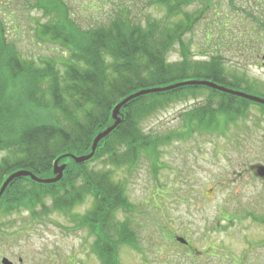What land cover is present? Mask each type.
Wrapping results in <instances>:
<instances>
[{"label":"trees","instance_id":"trees-1","mask_svg":"<svg viewBox=\"0 0 264 264\" xmlns=\"http://www.w3.org/2000/svg\"><path fill=\"white\" fill-rule=\"evenodd\" d=\"M30 1L45 18L35 23L32 33L36 40L65 48L59 63L52 58H24L19 52L18 40L24 28L18 9ZM192 1L151 0L163 8L161 18L135 21L121 9L107 24L82 27L63 0H0L5 5V11L0 7V151L5 152L0 158V187L17 170H28L40 178L52 177L53 162L59 156L89 153L95 135L113 123V106L140 89L188 80L211 81L235 91L250 89V81L224 67L222 55L192 58L183 36L211 0L202 11L183 12ZM260 26L264 28V23ZM175 44L180 58L169 61L167 56ZM189 99H201V104L183 112V126L188 132L196 126L216 129L222 125L225 129L246 116L251 106L264 114V105L205 85H185L139 96L121 107L120 123L98 142L90 160L76 163L70 157L61 158L58 162L65 164L63 175L52 184L37 183L29 177L14 179L1 195L0 208L9 211L25 202L29 207L41 204L44 215H66L75 228H84L93 236L92 249L102 264H120L118 246L127 243L133 247L136 243L135 232L126 221L116 218L119 210L130 211L126 187L122 181L112 180L110 171H98L89 165L100 160L130 172L143 154L155 169L158 147L169 137L183 138L187 131L161 137L144 133L140 124L171 104ZM47 197L50 205L46 204ZM86 197L91 200L90 207L74 213Z\"/></svg>","mask_w":264,"mask_h":264},{"label":"rangeland","instance_id":"rangeland-1","mask_svg":"<svg viewBox=\"0 0 264 264\" xmlns=\"http://www.w3.org/2000/svg\"><path fill=\"white\" fill-rule=\"evenodd\" d=\"M63 1L82 27L107 24L121 9L135 21L164 14L151 0ZM207 1L193 0L183 12L202 11ZM231 1L211 0L183 42L189 43L194 60L222 55L230 73L251 82L244 91L264 99V28L260 26L264 0ZM32 6L30 1L18 9L24 28L19 52L24 58H52L59 63L65 48L36 40L35 23L45 18ZM0 7L5 11L4 3ZM260 40L262 49L258 48ZM167 58H180L178 44ZM200 104L201 99L173 103L141 122L144 133L161 137L187 131L183 138L169 137L158 147L155 169L143 154L130 172L100 160L89 165L110 171L111 179L126 187L130 211L119 210L116 218L127 222L136 243L118 246L120 264H264V220L256 221L264 219V176L254 172L264 167V114L251 106L246 116L225 129L194 125L195 130L188 132L183 111ZM4 154L0 151V158ZM45 200L50 205V198ZM90 204L86 197L73 212L82 213ZM15 206L9 211L0 208V254L13 263L102 264L92 250L93 236L84 228H75L68 216L44 215L41 204ZM179 236L188 241L189 248L175 240Z\"/></svg>","mask_w":264,"mask_h":264},{"label":"water","instance_id":"water-1","mask_svg":"<svg viewBox=\"0 0 264 264\" xmlns=\"http://www.w3.org/2000/svg\"><path fill=\"white\" fill-rule=\"evenodd\" d=\"M185 85H205L208 86L212 89L224 92V93H229L241 98H244L246 100L255 102V103H259L264 105V99L257 97V96H253L241 91H235L233 89H230L228 87L216 84V83H212L209 81H204V80H189V81H183V82H179L176 84H172V85H168L165 87H157V88H145V89H140L126 97H124L122 100H120L118 103H116L112 110H111V118L113 120V123L106 127L104 130L98 132L95 137L92 140L91 143V147H90V152L87 154H83V155H74L72 153H65L62 156H59L53 163V174L54 176L52 177H44V178H40V177H36L34 174H32L30 171L28 170H17L13 173H11L10 175H8L6 177V179L3 181L1 187H0V198L2 193L4 192V190L6 189V187L9 185V183L11 181H13L14 179L20 178V177H29L31 180L37 182V183H41V184H52L55 183L57 181H59L63 175V170L65 168V164H58V161L61 158H66V157H70L71 159H73L76 163H83V162H87L88 160H90L96 150L97 144L98 142L103 139L104 137L108 136L112 130H114L116 128V126L120 123V116H119V112L121 107L127 103L128 101L137 98L139 96L142 95H146L149 93H156V92H163V91H167V90H171L177 87H181V86H185ZM259 175L260 176H264V167H259ZM177 241H179L180 243L186 244V240L182 237H177ZM3 264H12L11 262H9L7 259H3L2 260Z\"/></svg>","mask_w":264,"mask_h":264},{"label":"flooded vegetation","instance_id":"flooded-vegetation-1","mask_svg":"<svg viewBox=\"0 0 264 264\" xmlns=\"http://www.w3.org/2000/svg\"><path fill=\"white\" fill-rule=\"evenodd\" d=\"M255 172H256V170H255ZM186 246H188V245H186ZM4 257H5L4 255L0 254V264H3V263H2V260H3ZM6 258H7V257H6ZM10 261H11V260H10Z\"/></svg>","mask_w":264,"mask_h":264}]
</instances>
